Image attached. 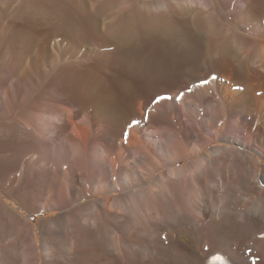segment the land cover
<instances>
[{
	"label": "bare ground",
	"instance_id": "bare-ground-1",
	"mask_svg": "<svg viewBox=\"0 0 264 264\" xmlns=\"http://www.w3.org/2000/svg\"><path fill=\"white\" fill-rule=\"evenodd\" d=\"M0 264H264V0H0Z\"/></svg>",
	"mask_w": 264,
	"mask_h": 264
}]
</instances>
